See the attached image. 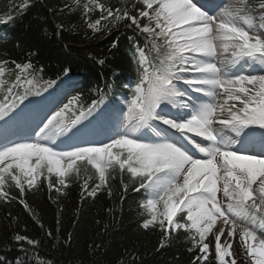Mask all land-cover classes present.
Returning <instances> with one entry per match:
<instances>
[{"label":"snow or ice","instance_id":"6c2138e0","mask_svg":"<svg viewBox=\"0 0 264 264\" xmlns=\"http://www.w3.org/2000/svg\"><path fill=\"white\" fill-rule=\"evenodd\" d=\"M29 6L25 0L20 11ZM75 6L86 17L99 10L88 25L95 31L102 21L105 31L124 21L146 41L135 46L137 78L121 130L98 145L58 150L57 141L79 139L81 126L102 114L103 96L70 95L39 123L29 122L31 101H25L56 81L38 77L43 69L30 60L0 59V129L6 134L24 125L33 133L0 142V200L14 198L12 187L23 195L41 182L64 194L72 180L95 197L118 172L125 193L144 190L141 227L160 230V248L183 231L188 251L198 253L192 264H211L210 256L215 264H264V136L261 151L245 150L256 143L255 130H264V74H241L253 65L264 72V0L255 6L250 0H122L115 8L75 0ZM13 238L40 244L20 233Z\"/></svg>","mask_w":264,"mask_h":264},{"label":"trees","instance_id":"16d2710c","mask_svg":"<svg viewBox=\"0 0 264 264\" xmlns=\"http://www.w3.org/2000/svg\"><path fill=\"white\" fill-rule=\"evenodd\" d=\"M24 2L0 0V30L6 31V38L0 39V59L30 60L43 69L38 74L43 80L80 75L83 85L71 95L80 93L85 98H95L109 85L121 89L133 77L135 46L143 45L134 27L121 21L105 31L102 21L100 31H95L88 25L99 18V10L86 17L75 0H26L30 6L20 11ZM101 2L115 8L122 0ZM101 59L104 64L99 63ZM65 69L70 70L68 76L63 75ZM89 174L94 170L89 168ZM114 175L95 197L82 192L77 180L64 194L50 192L43 182L23 195L12 187L17 200H0V264H192L198 253L188 251L185 233H175L172 242L160 248V230L141 227L144 215L139 195L131 187L125 193L119 173ZM124 179L128 182L126 173ZM48 231L53 235L48 236ZM16 233L40 244L16 245Z\"/></svg>","mask_w":264,"mask_h":264},{"label":"rangeland","instance_id":"374dc122","mask_svg":"<svg viewBox=\"0 0 264 264\" xmlns=\"http://www.w3.org/2000/svg\"><path fill=\"white\" fill-rule=\"evenodd\" d=\"M257 74H264V72H257ZM39 77V76H38ZM65 81V79H62V80H60L59 82L58 81H56V84L53 86V88H50V89H48V91L47 92H44L43 93V95L42 96H31V97H29V100H26L25 101V104H28L29 103V101H31V104H30V106H33V105H36V103H37V100L40 98V97H46L47 95H49V94H52V93H54V92H56L57 91V88H59V85H61L63 82ZM61 94H58L57 95V97L56 98H58V99H60V97L62 96H60ZM46 101H49V100H43L41 103H39L38 105H42V103L43 102H46ZM55 105V104H54ZM54 105H52L50 108H55L54 107ZM21 107H23V106H21ZM112 113V112H111ZM114 113V112H113ZM116 114V113H115ZM117 115V114H116ZM30 116H31V114H30ZM31 121V117H30V120H29V122ZM3 122L2 121H0V124H2ZM101 127L103 128V126L101 125ZM101 127L100 126H98V129L99 130H102L101 129ZM116 127V126H115ZM109 128H110V126H108V129H107V132H109ZM105 129H106V127H105ZM115 130V128H113V130H112V132ZM13 131H14V127L13 128H11V129H9L8 130V132H7V134L8 135H11V133H13ZM102 133V132H101ZM101 133H99V134H101ZM32 135H33V133H31ZM99 134H95V135H97L98 137H100L99 136ZM103 135V134H102ZM66 138H63V140H65ZM108 140V139H107ZM69 141V140H68ZM102 141H99L98 140V143L100 144ZM74 145V142L72 141V142H70V143H66V145H61V144H59V146H62V147H67V146H69V147H72ZM211 240V237L209 238V241ZM206 242H208V241H206ZM222 242H223V240H222ZM233 249L235 250L236 249V245L235 244H233ZM210 251H211V249H210ZM237 264H240V262H239V260L237 261Z\"/></svg>","mask_w":264,"mask_h":264},{"label":"bare ground","instance_id":"6f19581e","mask_svg":"<svg viewBox=\"0 0 264 264\" xmlns=\"http://www.w3.org/2000/svg\"><path fill=\"white\" fill-rule=\"evenodd\" d=\"M232 135H234V133H232Z\"/></svg>","mask_w":264,"mask_h":264}]
</instances>
